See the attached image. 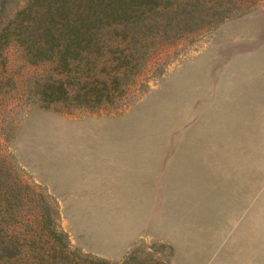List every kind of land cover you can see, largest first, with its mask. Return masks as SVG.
<instances>
[{"label": "rangeland", "instance_id": "obj_1", "mask_svg": "<svg viewBox=\"0 0 264 264\" xmlns=\"http://www.w3.org/2000/svg\"><path fill=\"white\" fill-rule=\"evenodd\" d=\"M39 1L0 0V28ZM110 1L99 0L101 21ZM181 1L160 0L165 15L140 29L105 22L67 72L56 59L27 61L21 47L31 37L9 44L0 68V174L15 179L21 211L46 202L76 252L113 264L130 253L148 260L147 252L162 264H264V0L227 3L230 15L214 26L205 15L184 25ZM86 2L47 4L59 9L54 20L67 13L79 24ZM95 15L82 10V27L93 30ZM39 35L35 44L53 41ZM124 51L131 67L117 87L110 82L109 102L31 96L47 77L98 88ZM22 195L34 201L23 205ZM11 230L1 228L0 238Z\"/></svg>", "mask_w": 264, "mask_h": 264}, {"label": "trees", "instance_id": "obj_2", "mask_svg": "<svg viewBox=\"0 0 264 264\" xmlns=\"http://www.w3.org/2000/svg\"><path fill=\"white\" fill-rule=\"evenodd\" d=\"M49 1L40 0L39 6L33 4L27 10L23 8L17 10L11 22L2 25L0 28L2 29L0 31V68L3 64V50L26 35L32 40L21 47L27 61L34 62L37 58L56 59L57 70L67 72L73 68L72 64L75 60L84 56L83 51L91 48L90 41L94 40L95 32L99 31L105 22L109 29L115 31L140 29L143 26L154 24L152 20L156 15H161V12L164 15L166 13L165 6L160 5V0H114L115 7L111 6L106 21H101L102 9L99 0L94 4L91 0V4L86 2L85 6L76 13V20L79 23L76 24L75 21L73 23L67 21V13L58 17V20H54L53 16L59 13V9L47 4ZM231 1L233 0H182L180 9L183 14L179 19L184 21V25L196 24V17L202 18L205 15L210 18L208 25L214 26L219 20L230 15L227 3ZM111 2L113 0L108 5H111ZM89 8H93L96 12L93 17L96 22L93 30L90 29L91 25L82 27L84 23H81V17H79L82 10ZM52 22H55L53 27ZM118 24H120L119 29ZM36 34H40L37 37L45 41H50V38L53 41L50 45H47V42L35 44L33 38ZM125 53L124 51V53L119 52L114 55L110 81L106 83V79L102 80L98 88L86 84L69 86L67 80L58 76L47 77L35 82L31 96L43 103L60 101L89 107L109 102L114 96L109 92V90H114L110 82L117 87L119 77L131 67V57L128 55V59L127 55H123ZM27 185L25 182V189H28L29 185ZM16 186V181L11 175L0 174V229H12L10 236L0 238V244H3L1 248L5 249L0 252V264H113L106 259L92 257L70 249L65 234L56 228L46 202H35L29 213L21 211L23 206L20 207L15 203L18 195L12 187ZM22 198L23 205L34 201L33 196L24 198L22 195ZM147 254L148 260H134L133 254L130 253L119 264H162L156 258L151 257V252Z\"/></svg>", "mask_w": 264, "mask_h": 264}]
</instances>
